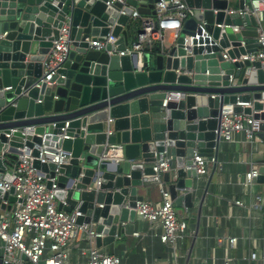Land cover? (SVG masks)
I'll return each instance as SVG.
<instances>
[{
  "label": "water",
  "instance_id": "water-1",
  "mask_svg": "<svg viewBox=\"0 0 264 264\" xmlns=\"http://www.w3.org/2000/svg\"><path fill=\"white\" fill-rule=\"evenodd\" d=\"M228 1L186 0L190 14L171 47L120 57L130 46L132 14L155 16L159 0H125L111 7L106 0H0V146L6 152L3 159L0 155V179L22 154L19 149L38 157L35 145L41 139L27 136L23 143L21 131L37 127L38 135L42 126L55 123L59 129L68 123L70 138L58 145L71 156L58 169V210L70 213L80 204L83 216L77 223H94L104 236L96 240L98 248L133 233L134 209L143 202L137 189L146 188L160 155L174 170L173 179L164 174L171 200L176 207L188 206L197 179L191 169L194 152L214 155L224 111L232 106L233 113L251 116L264 140V70L259 62L241 60L260 48L256 22L252 15H227ZM64 24L71 41L68 57L52 84L39 83L42 63ZM218 25L240 32H222ZM107 35L116 42L102 50L90 48ZM168 94L185 97L161 109ZM58 132L49 130L45 150L56 153L48 146ZM109 145L121 147L115 152L122 158L102 160ZM33 167L51 176L56 170L36 160ZM257 181L264 184V167ZM177 190L187 192L178 197ZM12 193L3 199L14 203Z\"/></svg>",
  "mask_w": 264,
  "mask_h": 264
},
{
  "label": "built area",
  "instance_id": "built-area-1",
  "mask_svg": "<svg viewBox=\"0 0 264 264\" xmlns=\"http://www.w3.org/2000/svg\"><path fill=\"white\" fill-rule=\"evenodd\" d=\"M185 1L159 0L155 4V16H142L134 12L131 19L139 23V32L132 45L118 53V56L142 54L152 45H157L163 51L165 49V33L168 31H171L176 41L180 36L183 23L190 14ZM114 4L124 5L125 0H106L105 3L107 7ZM226 13L227 15L237 13L241 19L245 14L253 16L260 48L256 53L241 57V60L259 62L264 70V0H250L249 4L244 3L242 10H227ZM242 26L246 27L245 22ZM218 27L222 32L224 28H230L234 33L240 32L239 27L222 25H218ZM115 42L116 40L111 35H107L104 42L94 41L89 46L91 49L102 50L105 45H112ZM70 47L69 26L64 24L58 30L57 39L52 42V47L42 63L43 74L39 83L52 84V78L67 59ZM223 57L228 60L225 52H223ZM235 61L232 60V62ZM230 81H233L232 77H230ZM184 97L183 94H168L162 102L161 109H165L169 102H178ZM236 106L244 108L249 107V104L237 103ZM106 122L109 125L112 120ZM42 128L43 133L38 135L35 134L37 127L21 131L24 137L23 143L27 136H36L41 139V144L35 145L38 157L33 158L32 151H28L26 148L19 149L22 154L18 156L16 162L10 163L12 168L9 169V165L0 179V190L2 191L0 193V243L2 250L0 264H68L72 250H77L83 260L75 264H121L120 257L104 251L105 248L97 247L96 240L103 239L104 236L96 232V224L77 223L78 218L83 216L79 212L80 204L70 213L58 210L59 201L56 198L57 192L60 191L57 181L58 169L60 166L66 165L71 158L70 154L63 152L58 145L61 141L70 138L66 131L68 123L59 129L55 123L42 126ZM49 130L59 131L55 135L57 140L52 142L53 146H48L56 153L45 150V139L47 136H52ZM259 132V122L251 116L233 113L232 106L221 115L219 125L221 141L229 143L234 140L236 135L242 134L248 142H253L258 139ZM104 133L109 136L111 131L107 128ZM6 137L10 138L8 135ZM1 149L2 145L0 146V155L3 159L6 152ZM117 150L121 151V147L109 145L102 155V160L122 158L121 153L115 152ZM112 152L115 154L112 155ZM34 160L44 165H55L54 176H51L50 172L45 174L41 170L35 169L33 167ZM169 161L160 155L152 165L154 175L150 181L159 189L160 203L143 201L136 204L134 211L136 216L146 221L150 227L159 228L160 242L172 249L173 261L166 264H178L174 260V251L178 242L187 236V224L178 219L170 194L163 187L162 175L169 171ZM191 161V169L195 171L197 177H205L210 167L216 163L214 157L204 158L197 152H194ZM258 176V168L252 167L245 175L243 185L249 186ZM96 185H100L99 181ZM11 190L13 193L10 194V197L15 199L14 203L3 199L4 194ZM62 203L65 205L64 202ZM133 236L139 237L137 233H134ZM226 242L230 247H234L236 243L235 239H228ZM255 257L254 254L250 255L251 260H254ZM223 264H231V260L225 259Z\"/></svg>",
  "mask_w": 264,
  "mask_h": 264
},
{
  "label": "crops",
  "instance_id": "crops-1",
  "mask_svg": "<svg viewBox=\"0 0 264 264\" xmlns=\"http://www.w3.org/2000/svg\"><path fill=\"white\" fill-rule=\"evenodd\" d=\"M240 1L229 0L228 10L239 11ZM129 45L139 32V23L132 19ZM175 42L171 31L165 33L164 48ZM129 46V47H130ZM152 45L147 53H154ZM216 163L205 177H197L188 206L175 207L179 220L187 224V236L178 242L174 260L178 264H223L230 259L231 264H264V184L257 178L245 187V175L252 167H264V140L248 142L242 134L232 142L221 141L215 150ZM12 166H9V169ZM172 178L173 169L167 172ZM165 173V174H167ZM165 190L168 184L164 183ZM187 190H177L181 197ZM137 194L144 202L160 203L159 189L147 183L146 188H138ZM137 233L138 238L133 234ZM235 239L234 247L226 240ZM220 240V243L218 241ZM120 257L121 264H166L173 261L172 249L159 240V228L150 227L137 217L134 231L130 236L116 238L112 245L103 249ZM0 243V255H1ZM256 255L254 260L250 255ZM77 250H72L68 264L82 262Z\"/></svg>",
  "mask_w": 264,
  "mask_h": 264
},
{
  "label": "bare ground",
  "instance_id": "bare-ground-1",
  "mask_svg": "<svg viewBox=\"0 0 264 264\" xmlns=\"http://www.w3.org/2000/svg\"><path fill=\"white\" fill-rule=\"evenodd\" d=\"M115 153L114 152H112V155H114Z\"/></svg>",
  "mask_w": 264,
  "mask_h": 264
}]
</instances>
